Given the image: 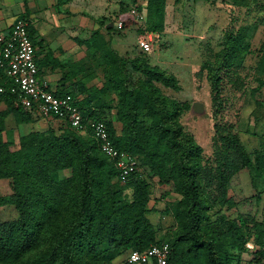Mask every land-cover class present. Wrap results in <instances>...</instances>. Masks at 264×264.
I'll return each instance as SVG.
<instances>
[{
    "label": "trees",
    "instance_id": "1",
    "mask_svg": "<svg viewBox=\"0 0 264 264\" xmlns=\"http://www.w3.org/2000/svg\"><path fill=\"white\" fill-rule=\"evenodd\" d=\"M137 6L146 12V30L160 32L166 0H148L145 9ZM125 8L121 7L122 13ZM129 10L122 19L123 28L137 23ZM28 31L37 47L41 41H36L29 24ZM246 37L244 28L229 32L221 61L206 67L213 85L215 118L222 105L224 79L238 71L250 52ZM77 43L86 52L101 54L104 85L98 89L100 96L80 98L64 84L54 93L73 96L84 118L104 120L114 144L137 159L138 169L121 184L114 162L101 152L92 133H80L68 121L57 118L54 120L65 124L59 130L49 127L20 136L18 141L4 139L10 115L17 124L29 123L35 117L18 103V96L8 89L11 80L0 72V84L7 88L0 93V179L9 178L13 184L11 195L0 196V207L13 205L19 212L18 219L0 222V264H109L107 254L113 250L125 251L128 257L133 250L163 242L171 246L169 264H232L234 255L222 240L233 239L232 248L240 250L247 240L237 241L242 231L235 220H225L219 211L214 219L211 212L218 201H227L235 173L264 170V147L252 159L237 134H224L216 125L218 164L212 172L203 164L202 147L180 123L190 104L166 96L157 85L180 89L173 74L152 65L146 57L122 59L108 49L99 32L79 38ZM38 52L39 74L46 67L67 66L64 80L83 71L53 52L42 57ZM129 64L139 74L135 85L128 80ZM108 93L114 98L105 106L100 98ZM65 170H71L72 175L60 178L59 173ZM148 177L180 196L173 209L178 230L172 239L158 238L148 217L152 194ZM128 190L132 191L130 199L126 197ZM257 244L264 253V239Z\"/></svg>",
    "mask_w": 264,
    "mask_h": 264
},
{
    "label": "rangeland",
    "instance_id": "2",
    "mask_svg": "<svg viewBox=\"0 0 264 264\" xmlns=\"http://www.w3.org/2000/svg\"><path fill=\"white\" fill-rule=\"evenodd\" d=\"M110 11L101 15L88 16L83 25H76L81 32L73 43L79 45V38H87L93 32H99L107 40L108 49L114 50L119 57L133 60L146 57L152 64L173 74L180 85L176 90L163 83H157L162 92L179 102H187L190 108L180 117L184 131L192 135L202 147L203 164L216 170L219 147L216 146V125L224 134L235 133L239 136L251 158L264 147V0H166V17L163 29L158 32L159 42L153 52L143 55L138 40L142 31L147 29V20L140 23H128L126 28L118 29L117 21L126 19L128 8L135 4L145 9L148 0H109ZM125 6L124 13L121 7ZM123 11V10H122ZM147 19V18H146ZM246 29V45L249 54L238 71L230 73L223 82L222 105L218 117H214L215 106L212 101L213 85L210 80L209 64L218 65L225 48L226 35L239 29ZM80 29V30H79ZM157 33V32H156ZM37 41V38H35ZM75 45L73 52L60 60L76 63L83 71L73 78L62 79L66 68H56V80L65 87L76 90L80 98L96 96L104 85V67L101 54L90 53ZM128 80L137 83L139 74L127 67ZM47 73V67L41 74ZM61 87V86H60ZM114 98L108 93L100 98L107 106ZM201 103V110L194 104ZM4 106L2 105L1 108ZM113 115V112H110ZM56 120H44L40 117L24 124H17L13 115L6 121L4 139L18 141L20 136L32 131H43L49 127L55 130L63 127ZM121 128V123L116 122ZM71 170L61 171L59 177H69ZM152 184L151 200L148 204V217L155 225L158 238L172 239L178 230V223L173 209L179 194L169 186L160 185L153 177H148ZM226 202L218 201L212 210L213 218L219 214L225 220H235L242 231L237 238L247 240L244 249L232 248L233 239L222 240L232 252V264H264V253L257 241L264 239V170L243 169L235 173L229 183ZM13 193L12 180L0 179V196ZM131 190L126 191L130 199ZM19 212L13 205L0 207V222L16 220ZM264 250V248H263ZM110 254L114 257L110 258ZM127 252L107 254L109 264H127Z\"/></svg>",
    "mask_w": 264,
    "mask_h": 264
},
{
    "label": "built area",
    "instance_id": "3",
    "mask_svg": "<svg viewBox=\"0 0 264 264\" xmlns=\"http://www.w3.org/2000/svg\"><path fill=\"white\" fill-rule=\"evenodd\" d=\"M129 13L141 25L147 20L145 10H140L137 5L131 6ZM116 24L118 29L123 28L122 20H118ZM159 38L158 33L145 28L138 46L143 53L150 54ZM0 72L11 80L8 89L18 96V103L25 110L31 111L35 118L47 121L57 118L68 121L80 133L90 131L98 141L101 152L114 162L121 184L127 183L129 176L138 169L137 159L114 144L104 120L84 118L73 96L56 95L50 89L48 81L40 77L37 47L31 39L25 19H17L8 33L0 35ZM6 90L0 84V93ZM170 254V244L163 242L129 252L127 261L129 264H169Z\"/></svg>",
    "mask_w": 264,
    "mask_h": 264
},
{
    "label": "crops",
    "instance_id": "4",
    "mask_svg": "<svg viewBox=\"0 0 264 264\" xmlns=\"http://www.w3.org/2000/svg\"><path fill=\"white\" fill-rule=\"evenodd\" d=\"M110 3L109 0H0V35L8 33L17 19H25L37 42L41 41L37 46L39 56L53 52L63 57L77 45L73 40L81 32L75 26L86 23L88 16L108 13ZM56 71L48 67L46 74L40 73L53 91L61 86Z\"/></svg>",
    "mask_w": 264,
    "mask_h": 264
},
{
    "label": "water",
    "instance_id": "5",
    "mask_svg": "<svg viewBox=\"0 0 264 264\" xmlns=\"http://www.w3.org/2000/svg\"><path fill=\"white\" fill-rule=\"evenodd\" d=\"M194 106L198 109L201 110L203 105L201 103H195Z\"/></svg>",
    "mask_w": 264,
    "mask_h": 264
}]
</instances>
